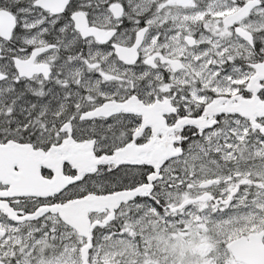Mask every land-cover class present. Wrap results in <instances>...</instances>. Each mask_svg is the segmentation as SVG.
I'll return each instance as SVG.
<instances>
[{"label": "snow or ice", "instance_id": "obj_1", "mask_svg": "<svg viewBox=\"0 0 264 264\" xmlns=\"http://www.w3.org/2000/svg\"><path fill=\"white\" fill-rule=\"evenodd\" d=\"M180 236L264 264V0H0V264Z\"/></svg>", "mask_w": 264, "mask_h": 264}, {"label": "rangeland", "instance_id": "obj_2", "mask_svg": "<svg viewBox=\"0 0 264 264\" xmlns=\"http://www.w3.org/2000/svg\"><path fill=\"white\" fill-rule=\"evenodd\" d=\"M204 242V237L196 238L195 236H193L185 240L182 236H180L173 243L174 245H179V257L187 258L185 260V264H198L197 254L201 252Z\"/></svg>", "mask_w": 264, "mask_h": 264}]
</instances>
